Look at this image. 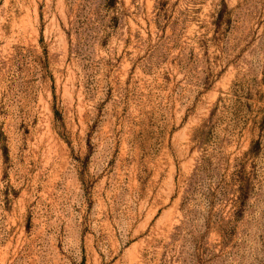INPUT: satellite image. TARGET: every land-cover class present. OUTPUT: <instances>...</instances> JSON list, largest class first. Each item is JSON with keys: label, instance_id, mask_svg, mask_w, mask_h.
<instances>
[{"label": "rangeland", "instance_id": "1", "mask_svg": "<svg viewBox=\"0 0 264 264\" xmlns=\"http://www.w3.org/2000/svg\"><path fill=\"white\" fill-rule=\"evenodd\" d=\"M0 264H264V0H0Z\"/></svg>", "mask_w": 264, "mask_h": 264}, {"label": "trees", "instance_id": "2", "mask_svg": "<svg viewBox=\"0 0 264 264\" xmlns=\"http://www.w3.org/2000/svg\"><path fill=\"white\" fill-rule=\"evenodd\" d=\"M116 3V0H104V5L107 6L108 9L112 8L114 4ZM227 8L228 6L223 3L222 7L218 10L216 18H215V28L219 30L225 22V17L227 15Z\"/></svg>", "mask_w": 264, "mask_h": 264}]
</instances>
